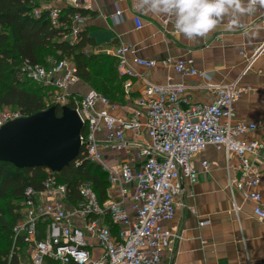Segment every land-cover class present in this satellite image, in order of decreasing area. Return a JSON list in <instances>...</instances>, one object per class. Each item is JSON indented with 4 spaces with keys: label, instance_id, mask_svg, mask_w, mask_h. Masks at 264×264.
Returning a JSON list of instances; mask_svg holds the SVG:
<instances>
[{
    "label": "built area",
    "instance_id": "2783aa9c",
    "mask_svg": "<svg viewBox=\"0 0 264 264\" xmlns=\"http://www.w3.org/2000/svg\"><path fill=\"white\" fill-rule=\"evenodd\" d=\"M58 1V6L49 8L57 27L62 24L63 6L90 9L95 0ZM40 12L35 10L36 15ZM261 12L264 15V7ZM87 19V15H74L65 39L78 42ZM115 19L123 20L121 10H116ZM135 22L142 28L140 16ZM162 23L176 33L174 17L163 15ZM227 26L245 29L236 16ZM135 51L131 44H122L113 54L118 72L125 78L121 102L111 101L94 89L86 94L73 90L80 77L70 59L46 66L23 63V76L49 89L45 109L69 106L76 111L83 124L82 154L107 174L109 188L104 202L91 182L81 183L75 196L56 173L46 169L41 188H25L20 219L13 227V249L20 264H163V246L179 238L166 223L184 205L183 195L194 196L199 177L196 161L208 146L224 152L233 211L240 212L235 196L238 191L253 205L254 217L264 220V197L259 190L264 177V139L251 136L261 126L238 119L235 109L244 95L264 94V88L242 86L238 81L212 83L207 73L186 60L162 61L179 75L204 78L199 86L215 95L211 102H190L185 96L189 85L171 78L157 84L137 72L133 66L153 68L158 62L139 58ZM240 55L246 63L243 77L264 58V40L251 54L242 51ZM135 80L142 83L138 95ZM23 116L27 115L19 109L4 108L0 129ZM209 166L207 160L201 161L202 169ZM107 220L119 227L116 233ZM96 249L101 251L98 255Z\"/></svg>",
    "mask_w": 264,
    "mask_h": 264
},
{
    "label": "crops",
    "instance_id": "0c3cea01",
    "mask_svg": "<svg viewBox=\"0 0 264 264\" xmlns=\"http://www.w3.org/2000/svg\"><path fill=\"white\" fill-rule=\"evenodd\" d=\"M136 0H95L88 14L86 27L95 44L87 47L95 55L114 57L122 44H131L135 55L158 62L156 67H135V70L153 83L163 84L168 78L190 86L185 96L190 102H211L215 95L199 85L206 80L199 76L185 77L172 67L162 64L164 60H186L197 69L207 73L209 81L225 84L238 81L239 85L264 88V58L259 59L251 72L241 76L245 60L244 51L251 54L253 48L264 40V15L256 5L251 14L226 16L216 30L206 38L189 41L162 23V16L135 7ZM249 0H242L246 7ZM51 5L60 4L51 0ZM122 11L123 20L117 22L115 12ZM140 16L142 28H137L135 17ZM236 16L245 29H231L228 21ZM130 58H132L130 56ZM208 77V78H209ZM91 87L83 80L73 90L86 94ZM135 95L142 90L141 81H134ZM187 106L186 103L183 104ZM238 119L256 121L259 130L251 136L264 139V94L257 92L244 95L236 104ZM209 162V169L201 167V161ZM199 170L194 196H182L183 206L175 217L166 223L179 238L163 246V264H264V220L254 217L253 205L244 201L236 191L240 212L233 211V201L228 189L224 152L208 146L196 161ZM186 188L188 182L184 180ZM264 197V177L259 188ZM201 222H207L201 225ZM101 251L96 249L98 255Z\"/></svg>",
    "mask_w": 264,
    "mask_h": 264
},
{
    "label": "trees",
    "instance_id": "16d2710c",
    "mask_svg": "<svg viewBox=\"0 0 264 264\" xmlns=\"http://www.w3.org/2000/svg\"><path fill=\"white\" fill-rule=\"evenodd\" d=\"M47 1L51 0H0V109L12 107L25 115H32L46 108L48 87L24 77L21 71L25 61L49 65L43 64L45 52L54 53L57 61L70 59L76 64L80 79L91 89L111 101L121 102L125 78L118 72V60L84 51L95 44L88 35V28L81 31L80 40L76 43H71L69 37L65 39L70 34L74 15L95 14L84 8L63 6L62 24L57 27L52 23L51 7L45 5ZM37 9H41L39 15L35 14ZM57 115H61L59 108ZM56 175L75 196L74 191L81 183L91 182L101 202L108 197L107 174L88 161L82 150L69 166ZM46 176L43 167L18 168L0 161V264H20L13 249V227L20 219L25 188H41ZM107 224L115 233L119 230L110 220Z\"/></svg>",
    "mask_w": 264,
    "mask_h": 264
},
{
    "label": "water",
    "instance_id": "95a60500",
    "mask_svg": "<svg viewBox=\"0 0 264 264\" xmlns=\"http://www.w3.org/2000/svg\"><path fill=\"white\" fill-rule=\"evenodd\" d=\"M83 124L69 106H50L11 120L0 129V161L18 168L43 167L54 173L69 166L81 152Z\"/></svg>",
    "mask_w": 264,
    "mask_h": 264
},
{
    "label": "clouds",
    "instance_id": "9594fccd",
    "mask_svg": "<svg viewBox=\"0 0 264 264\" xmlns=\"http://www.w3.org/2000/svg\"><path fill=\"white\" fill-rule=\"evenodd\" d=\"M256 5L264 7V0H136L135 7L155 15L174 17L176 34L189 41L206 38L217 29L226 16L251 14Z\"/></svg>",
    "mask_w": 264,
    "mask_h": 264
},
{
    "label": "rangeland",
    "instance_id": "374dc122",
    "mask_svg": "<svg viewBox=\"0 0 264 264\" xmlns=\"http://www.w3.org/2000/svg\"><path fill=\"white\" fill-rule=\"evenodd\" d=\"M45 4V3H44ZM51 5V1H47L45 5ZM85 52H88V53H91V51H89L88 49L87 50H84ZM54 61H57L55 58H54V53H49V52H45V56H44V62L43 64H47V63H51V62H54ZM4 110L3 109H0V111ZM22 257L24 259V253L22 254Z\"/></svg>",
    "mask_w": 264,
    "mask_h": 264
}]
</instances>
